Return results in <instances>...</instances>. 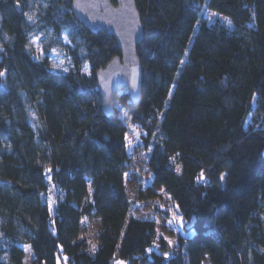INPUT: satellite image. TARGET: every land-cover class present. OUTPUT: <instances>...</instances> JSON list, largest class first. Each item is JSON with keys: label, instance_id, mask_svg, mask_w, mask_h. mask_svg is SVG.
<instances>
[{"label": "trees", "instance_id": "trees-1", "mask_svg": "<svg viewBox=\"0 0 264 264\" xmlns=\"http://www.w3.org/2000/svg\"><path fill=\"white\" fill-rule=\"evenodd\" d=\"M70 4L0 0V264H24L27 246L32 264H57L62 252L67 264L166 263L148 256L155 222L131 215L126 186L111 180L114 201L81 209L99 221L96 248L62 240L76 174L130 164L126 122L117 108L104 114L95 77L121 50L113 36L85 28ZM136 4L142 98L133 103L127 89L116 98L143 131L155 185L185 226L195 219L187 264H264V0ZM207 10L233 27L211 23ZM35 38L46 42L43 58ZM51 47L64 48L67 71L49 66Z\"/></svg>", "mask_w": 264, "mask_h": 264}, {"label": "rangeland", "instance_id": "rangeland-1", "mask_svg": "<svg viewBox=\"0 0 264 264\" xmlns=\"http://www.w3.org/2000/svg\"><path fill=\"white\" fill-rule=\"evenodd\" d=\"M205 16L211 23L219 20L227 26L233 27V22L227 16L215 11L207 10ZM32 43L40 58H43L46 42L41 38H35ZM49 53L48 63L51 68L68 69L69 59L64 48L51 47ZM116 103H119L117 98ZM117 110L128 127L126 141L130 156L129 170L122 172L118 166L107 164L100 167L91 178L76 174L74 189L68 195L71 204L68 208L66 226L62 233L65 247L70 246L77 239H85L89 249L96 248L100 230L99 221L93 217H84L81 209L84 203L114 201L115 194L108 186V182L111 180L126 186L128 196L133 201L131 215L151 219L156 224L155 240L148 249V256H151L152 253L163 256L166 260V263L163 264H187L185 240L193 234V230L185 228L186 220L178 208L170 202V196L164 188L155 185L153 172L148 165L149 151L145 147L141 127L131 122L130 116L122 106ZM153 193L155 196L149 198V195ZM50 202L52 210H54L56 203L54 193L50 194ZM25 252L24 264H32L33 250L27 246ZM165 253L168 254L167 258H165ZM57 264H67V257L63 252L58 255Z\"/></svg>", "mask_w": 264, "mask_h": 264}, {"label": "water", "instance_id": "water-1", "mask_svg": "<svg viewBox=\"0 0 264 264\" xmlns=\"http://www.w3.org/2000/svg\"><path fill=\"white\" fill-rule=\"evenodd\" d=\"M20 9L19 5L17 6ZM71 11L75 18L91 33L105 32L113 36L121 50L104 66L95 71L99 92L103 99L107 96L108 107L103 105L107 117L116 113V97L127 89L129 98L139 104L142 98L143 65L138 54V46L144 37V27L136 0H71ZM105 89L108 92L105 93ZM225 185V175H223ZM195 224L192 219L185 228L191 230ZM128 264L118 259L114 264Z\"/></svg>", "mask_w": 264, "mask_h": 264}, {"label": "snow or ice", "instance_id": "snow-or-ice-1", "mask_svg": "<svg viewBox=\"0 0 264 264\" xmlns=\"http://www.w3.org/2000/svg\"><path fill=\"white\" fill-rule=\"evenodd\" d=\"M213 15H215V13H213ZM28 19L31 20L32 17L29 16ZM185 54H187V53H185ZM181 63H183V61H181ZM54 67H57V66L54 65ZM64 70L67 71V69H64ZM2 75H3V73H0V76H2ZM115 91L119 94V89H115ZM107 92H108V89H105V93H107ZM104 104H105L106 107H108L109 104H110V101L107 99V96H105ZM114 106L116 108H121V105L119 103H116ZM126 115L127 114L125 113V116ZM177 171H179V169H177ZM198 179H201V180L205 179L203 172H201L200 177ZM221 179H223V175L221 176ZM169 244H171V241H169ZM167 256H168V254L165 253V258H167ZM121 264H122V262H121Z\"/></svg>", "mask_w": 264, "mask_h": 264}]
</instances>
